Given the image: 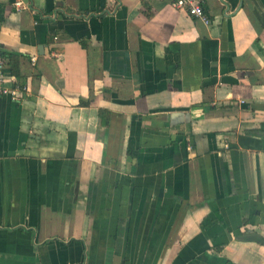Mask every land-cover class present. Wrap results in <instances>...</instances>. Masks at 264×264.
<instances>
[{"label":"crops","instance_id":"1","mask_svg":"<svg viewBox=\"0 0 264 264\" xmlns=\"http://www.w3.org/2000/svg\"><path fill=\"white\" fill-rule=\"evenodd\" d=\"M13 1L0 264H264V0Z\"/></svg>","mask_w":264,"mask_h":264},{"label":"built area","instance_id":"2","mask_svg":"<svg viewBox=\"0 0 264 264\" xmlns=\"http://www.w3.org/2000/svg\"><path fill=\"white\" fill-rule=\"evenodd\" d=\"M12 6L18 12L26 9L23 0H14ZM172 6L186 12L190 17L205 25L210 23L203 8V0H173ZM26 92V87L16 84L14 76L7 71L6 59L0 51V96L9 97L14 102H21Z\"/></svg>","mask_w":264,"mask_h":264},{"label":"trees","instance_id":"3","mask_svg":"<svg viewBox=\"0 0 264 264\" xmlns=\"http://www.w3.org/2000/svg\"><path fill=\"white\" fill-rule=\"evenodd\" d=\"M1 54L3 55V56H5L7 59L8 58H14V57H17L16 55H12V54H5V53H3V52H1ZM11 71H12V73L13 74H15L16 75V72L15 71H13L12 69H11Z\"/></svg>","mask_w":264,"mask_h":264}]
</instances>
